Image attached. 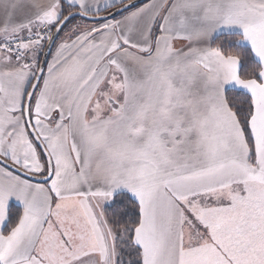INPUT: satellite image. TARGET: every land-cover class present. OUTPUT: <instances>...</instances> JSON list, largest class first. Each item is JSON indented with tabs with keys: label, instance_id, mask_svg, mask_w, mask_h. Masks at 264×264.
Wrapping results in <instances>:
<instances>
[{
	"label": "snow or ice",
	"instance_id": "1",
	"mask_svg": "<svg viewBox=\"0 0 264 264\" xmlns=\"http://www.w3.org/2000/svg\"><path fill=\"white\" fill-rule=\"evenodd\" d=\"M0 264H264V0H0Z\"/></svg>",
	"mask_w": 264,
	"mask_h": 264
}]
</instances>
